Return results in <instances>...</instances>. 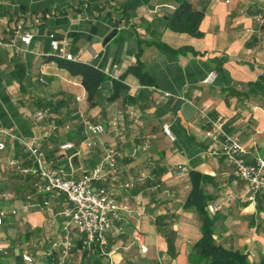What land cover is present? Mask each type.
<instances>
[{"label": "crops", "instance_id": "obj_1", "mask_svg": "<svg viewBox=\"0 0 264 264\" xmlns=\"http://www.w3.org/2000/svg\"><path fill=\"white\" fill-rule=\"evenodd\" d=\"M103 1L0 0V248L6 251L0 262L15 264V256L27 253L30 264H51L46 252L65 235V198L43 192L28 147L41 152L44 168L62 167L74 177L95 167L106 148L116 152L114 170L94 185L127 202L116 221L121 231L107 233L104 253L81 251L72 235L63 264H193L200 216L186 198L194 187L220 203L212 214L217 242L255 255L264 251V195L245 191L205 135L220 119L244 147L247 163L264 159V0H189L203 11L198 36L166 27L175 0H148L122 18L117 5L99 13ZM18 30L32 32L27 45ZM51 38L73 59L55 54ZM142 40L150 42L143 46L146 82L123 75ZM154 40L183 50L167 51ZM68 62L104 75L93 93ZM210 72L213 79L204 82ZM114 79L126 87L117 95ZM185 103L193 110L189 117ZM38 109L46 114L35 120ZM87 122L101 124L104 135L87 132ZM63 142L74 147L61 151ZM178 165L186 172L177 174ZM46 199L42 207L31 205ZM166 231L174 239L172 256Z\"/></svg>", "mask_w": 264, "mask_h": 264}, {"label": "built area", "instance_id": "obj_2", "mask_svg": "<svg viewBox=\"0 0 264 264\" xmlns=\"http://www.w3.org/2000/svg\"><path fill=\"white\" fill-rule=\"evenodd\" d=\"M258 22L261 17H256ZM19 41L27 45L32 39V32L29 30H18ZM50 46L55 54L65 59L71 60L73 56L66 52L63 43L55 38L50 39ZM214 73L210 72L204 82H210ZM167 95V94H164ZM46 114V109H38L33 113L35 120H39ZM163 132L169 139H173L167 125H163ZM86 130L91 134L102 136L105 128L101 124L86 123ZM206 137L210 139L211 153L223 155L231 164L235 175L243 181L245 191L249 194L260 193L264 195V159L257 158L254 163H247L244 159L245 149L232 134L223 131L220 119L210 123L205 131ZM89 145L90 143L87 142ZM5 147L0 141V151ZM71 142H63L58 145L59 150L67 151L73 148ZM32 153L37 169H33L42 180V190L50 198L64 196L65 205L60 214L65 218L63 229L65 235L61 240H54L50 244V250L46 252L51 264H63L70 253L73 245L71 236L79 238L81 250L91 252L98 251L104 253V246L107 243V233L111 229L121 231L116 225L119 220L121 210H126V201L117 202L103 187L95 186L94 183L101 180L105 175L112 172L116 163V152L113 148H106L99 163L92 169L82 173L78 177L68 174L62 167L44 168L41 163V152L37 148L28 147ZM27 171V169H23ZM177 174L186 172V167L178 165ZM48 200L31 205L42 207ZM206 209L212 214L220 209V203L215 201L206 205ZM3 212H0V223ZM54 250H58V255H54ZM6 251L0 248V255H5ZM23 263L30 264L33 258L30 254L21 255ZM104 264H113L108 260Z\"/></svg>", "mask_w": 264, "mask_h": 264}, {"label": "trees", "instance_id": "obj_3", "mask_svg": "<svg viewBox=\"0 0 264 264\" xmlns=\"http://www.w3.org/2000/svg\"><path fill=\"white\" fill-rule=\"evenodd\" d=\"M147 1L148 0H122L119 2L117 0H104L96 10L101 13L108 8H114L115 5H117V10L121 13V16L119 17L122 18L126 17L128 9L134 8L140 3ZM175 2L176 6L167 16L166 27L172 31L185 32L192 36H198V24L202 17V9L194 7L189 0H175ZM137 43L135 62L128 66L123 75L130 73L140 82H146L148 76L143 70V46L150 42L142 40ZM151 43L170 52L183 50V48L171 49L158 40H154ZM67 64L71 70H74L81 75V83L90 93H93L97 85L104 79V75L89 64L79 62H68ZM125 88V85L119 79L112 80V94H120ZM211 202L209 195L201 194L195 187L190 190L186 198V204L193 207L200 216V236L190 252V261L193 264H264V251H260L255 255L246 250L226 247L214 239L213 213L211 214L206 209V205ZM166 238L168 241L167 251L172 256L175 254V249H173L174 239L172 234L168 231H166ZM78 247L80 248V244ZM81 251L92 253L88 250ZM15 259V264H23L19 256H15ZM0 264L4 263L0 262Z\"/></svg>", "mask_w": 264, "mask_h": 264}, {"label": "water", "instance_id": "obj_4", "mask_svg": "<svg viewBox=\"0 0 264 264\" xmlns=\"http://www.w3.org/2000/svg\"><path fill=\"white\" fill-rule=\"evenodd\" d=\"M183 111L185 112V114L189 117L193 110H192V107L189 103H185L184 106H183ZM70 163L72 165V167H75L76 165H78L77 163V156L74 155L70 158Z\"/></svg>", "mask_w": 264, "mask_h": 264}]
</instances>
